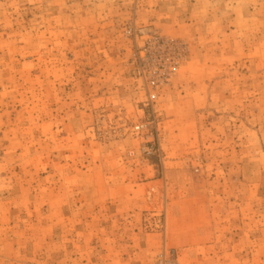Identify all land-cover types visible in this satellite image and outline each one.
Segmentation results:
<instances>
[{
	"label": "rangeland",
	"instance_id": "obj_1",
	"mask_svg": "<svg viewBox=\"0 0 264 264\" xmlns=\"http://www.w3.org/2000/svg\"><path fill=\"white\" fill-rule=\"evenodd\" d=\"M0 264H264V0H0Z\"/></svg>",
	"mask_w": 264,
	"mask_h": 264
},
{
	"label": "built area",
	"instance_id": "obj_2",
	"mask_svg": "<svg viewBox=\"0 0 264 264\" xmlns=\"http://www.w3.org/2000/svg\"><path fill=\"white\" fill-rule=\"evenodd\" d=\"M136 130H139V127H137Z\"/></svg>",
	"mask_w": 264,
	"mask_h": 264
}]
</instances>
